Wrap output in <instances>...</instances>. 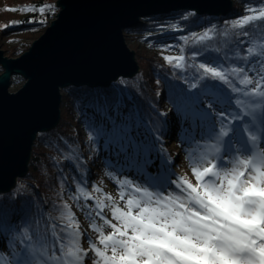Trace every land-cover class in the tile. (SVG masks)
<instances>
[{
  "label": "trees",
  "instance_id": "trees-1",
  "mask_svg": "<svg viewBox=\"0 0 264 264\" xmlns=\"http://www.w3.org/2000/svg\"><path fill=\"white\" fill-rule=\"evenodd\" d=\"M56 1L0 0V47L6 56L27 50L55 18ZM232 1L225 16L181 10L141 19L123 31L138 65L133 77L107 87L63 89L59 122L36 135L26 174L0 193V264H70L82 256L76 213L88 191L101 190L93 189L98 177L86 181V176L89 167L98 176L93 157L104 138L111 163L134 125L158 145L169 112L180 121L178 134L187 137L182 119L200 104L212 112L216 97L224 101L220 110L240 119L248 69L264 66V0ZM19 81L21 76L12 77ZM143 144L149 152L152 146ZM23 246L27 252L20 259Z\"/></svg>",
  "mask_w": 264,
  "mask_h": 264
},
{
  "label": "rangeland",
  "instance_id": "rangeland-1",
  "mask_svg": "<svg viewBox=\"0 0 264 264\" xmlns=\"http://www.w3.org/2000/svg\"><path fill=\"white\" fill-rule=\"evenodd\" d=\"M164 53L171 55L172 51ZM256 65L248 69L250 84L242 91L246 101H240L241 108L244 105L253 107L254 104L264 106L260 101L264 98V66ZM23 82H11L9 91L14 92ZM213 103L216 106L212 112H205L201 104L192 111L197 112V126L201 125L202 119L207 120L211 131L189 137L178 134L180 121L173 113H167L164 119L165 138L158 143V149L156 143L148 141L147 131L137 130L134 125V130H127L118 142L119 157L109 163L106 156L111 150L107 147V138L101 140L100 150L93 157V163L99 169L98 176L93 167H89L86 176V181L98 177V184L93 189L101 190L98 194L88 191L87 197L79 200L82 207L76 213V229L83 251L80 249L82 256L70 264H264V234L261 239L256 235L259 230L264 233V195L254 189L258 176L264 177V152L259 153L254 148L255 154L262 157L260 166L254 170L247 168L250 155L236 152L232 158L237 163L239 176L250 184L244 187L241 208L233 209L220 203L214 191L229 173L226 169L230 157L220 155L222 144L212 133L218 134L222 128L219 121L224 116H231L219 109L220 104L224 105L222 99L216 97ZM115 110H118L117 107L112 112L115 113ZM185 117L181 122L186 126ZM252 127L246 126L249 135ZM169 128L171 132L167 131ZM189 128L192 131L193 125ZM144 142L152 146L149 152L144 150ZM159 154L163 159L159 158ZM147 159L148 164L145 163ZM141 167L148 174L147 179L134 174L135 168L139 170ZM201 168H204L201 174L192 173L193 169ZM173 172L182 191L172 186L169 189L161 186L166 176H173ZM154 184L161 187L155 188ZM254 195L262 196L263 200H255ZM192 197L198 206L212 210L206 217L214 220L227 216L233 220L232 226L221 224L210 228L208 224L201 228L196 225V236L192 238L194 245H190L186 211ZM255 226L259 230H254ZM245 229H252L254 237L248 242V249L242 250L239 243H246L249 237ZM211 232L213 238H209ZM221 233L227 235L224 241L221 240ZM223 248L237 253L231 257L222 256L219 252ZM257 248L261 251L255 252ZM26 252L24 246L20 248V259L25 257ZM208 252H213L212 256Z\"/></svg>",
  "mask_w": 264,
  "mask_h": 264
},
{
  "label": "water",
  "instance_id": "water-1",
  "mask_svg": "<svg viewBox=\"0 0 264 264\" xmlns=\"http://www.w3.org/2000/svg\"><path fill=\"white\" fill-rule=\"evenodd\" d=\"M232 5V0H57L55 18L26 51L8 57L0 47V193L26 174L36 135L59 122L61 89L107 87L137 73L124 29L181 10L225 16ZM14 75L24 82L10 92ZM244 231L249 237L239 246L246 250L254 236L252 229Z\"/></svg>",
  "mask_w": 264,
  "mask_h": 264
},
{
  "label": "bare ground",
  "instance_id": "bare-ground-1",
  "mask_svg": "<svg viewBox=\"0 0 264 264\" xmlns=\"http://www.w3.org/2000/svg\"><path fill=\"white\" fill-rule=\"evenodd\" d=\"M1 73V72H0ZM11 76V81H12ZM63 94V89H61ZM218 102H220L218 100ZM262 102V101H261ZM264 104V103H263ZM206 112V111H205ZM226 113V112H225ZM238 117H229L224 116L222 120L219 121L220 126L222 127L220 132L218 134L212 133V135H215L217 138H219V143L222 144V149L220 151V155H228L230 158H228L227 162V169L226 171L229 173L225 174V177L220 180V184L217 185V190L214 191V194L219 196L220 203H223L226 206H231L233 209L241 208L243 205L242 201V195L245 192V186L249 185L250 182L244 180L242 177L239 176L238 173V166L237 163L233 160L234 155L236 152L239 153H248L250 156H254L258 158L257 154H254V148L259 145L261 146L264 141V106L256 105L254 104L253 107H248L246 105L243 106V108L238 107ZM195 113L189 114V117H186V132L189 136L194 135L195 133H202L208 131V121L202 119L201 125L198 127V120L195 117ZM212 116V115H211ZM238 116V115H237ZM193 125V129L189 128L190 125ZM247 125H253L252 132L249 135V132L246 130ZM202 129V130H200ZM171 128H169L167 131L171 132ZM197 130H200L199 132ZM166 133V135L168 134ZM193 132V134H192ZM211 133V132H210ZM170 134V133H169ZM188 136V137H189ZM157 149L159 148L157 144L155 145ZM156 154V153H155ZM157 155V154H156ZM147 157V156H146ZM145 157V159H146ZM156 157V156H155ZM159 158L163 159L161 154H159ZM157 159V157H156ZM259 160V166H260V160H262V157L258 158ZM160 161V160H159ZM158 161V162H159ZM149 160L147 159L145 161L146 164H148ZM162 165V164H160ZM262 167V165H261ZM264 169V167H262ZM192 173L194 175L201 174L204 171V168L201 169H193ZM140 171L141 173H139ZM134 174H138L142 178H148V174H146L145 170L141 167L139 170L135 168ZM258 184L254 186V189L257 191V193L264 195V177L259 175L258 176ZM163 188L166 187V189H169L170 186L174 187L175 189H179L176 184V174L173 176H166V180H163L162 185ZM154 184V187H161ZM182 191V190H181ZM194 193V191H192ZM261 197V199H260ZM263 200L262 196H258L255 198V200ZM215 207V206H213ZM208 212L211 213L212 210L206 208H202V206H198V202L194 199V197L191 198V201H189L188 208H187V215L189 220V228H188V237H189V243L190 245H194L192 238L196 236L197 227L196 225H199L202 227H207L208 224L210 225V228L213 226H219L221 224H225L227 227H231L233 220H230L227 216H219L217 218L210 219L206 217L208 215ZM256 217V214H254ZM200 228V229H201ZM213 233H210L209 238H213ZM221 240L226 239L227 235L225 233H221ZM215 251H218L214 249ZM214 251V252H215ZM261 249H255V252H259ZM213 252H208L210 256H212ZM237 252H233L229 250V248H223L219 254L222 256H232L233 254H236Z\"/></svg>",
  "mask_w": 264,
  "mask_h": 264
}]
</instances>
